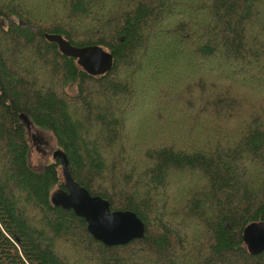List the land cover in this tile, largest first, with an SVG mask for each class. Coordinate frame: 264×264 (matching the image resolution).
<instances>
[{"label": "trees", "instance_id": "trees-1", "mask_svg": "<svg viewBox=\"0 0 264 264\" xmlns=\"http://www.w3.org/2000/svg\"><path fill=\"white\" fill-rule=\"evenodd\" d=\"M21 115L145 238L108 248L56 208L62 163L31 168ZM262 221L264 0H0V264H264L243 239Z\"/></svg>", "mask_w": 264, "mask_h": 264}, {"label": "water", "instance_id": "water-1", "mask_svg": "<svg viewBox=\"0 0 264 264\" xmlns=\"http://www.w3.org/2000/svg\"><path fill=\"white\" fill-rule=\"evenodd\" d=\"M49 43L58 46L60 53L75 59L89 75L100 77L108 74L114 65L113 55L103 47L92 45L76 47L59 34H45ZM23 123L30 131L32 123L26 115H21ZM62 163L65 190H57L51 201L56 208L73 211L84 219L89 233L106 247L128 245L145 238L146 226L130 211H112L110 202L100 196H93L86 188L74 180L69 171V163L61 151L54 153ZM244 243L252 256L264 253V221L248 225L243 234Z\"/></svg>", "mask_w": 264, "mask_h": 264}, {"label": "rangeland", "instance_id": "rangeland-1", "mask_svg": "<svg viewBox=\"0 0 264 264\" xmlns=\"http://www.w3.org/2000/svg\"><path fill=\"white\" fill-rule=\"evenodd\" d=\"M12 22H18L12 18ZM71 93H76V88L70 89ZM30 154L29 163L32 169L42 170L47 164L55 162L54 153L60 151L55 138L49 132L41 131L36 128L28 132Z\"/></svg>", "mask_w": 264, "mask_h": 264}]
</instances>
